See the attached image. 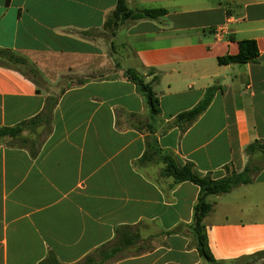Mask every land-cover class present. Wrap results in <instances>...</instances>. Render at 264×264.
<instances>
[{
  "label": "crops",
  "instance_id": "0c3cea01",
  "mask_svg": "<svg viewBox=\"0 0 264 264\" xmlns=\"http://www.w3.org/2000/svg\"><path fill=\"white\" fill-rule=\"evenodd\" d=\"M117 2L0 0V49L38 75L0 63V129L53 103L51 122L40 124L47 132L28 139L33 147L0 139V264H42L51 253L77 264L99 248L100 264H212L188 228L175 231L193 224L200 187L165 175L162 157L221 179L242 171L247 146L264 139V0H126L166 13L126 20L109 38ZM243 39L256 40L257 59L219 63ZM128 68L152 82L155 117ZM211 88L192 122L177 121ZM207 199L213 264L254 262L264 251V167Z\"/></svg>",
  "mask_w": 264,
  "mask_h": 264
},
{
  "label": "trees",
  "instance_id": "16d2710c",
  "mask_svg": "<svg viewBox=\"0 0 264 264\" xmlns=\"http://www.w3.org/2000/svg\"><path fill=\"white\" fill-rule=\"evenodd\" d=\"M166 13L165 9L144 8V9H132L127 5L126 0H118L116 8L108 15L105 21V30L107 37L112 38L116 34V30L119 25L126 20H137L142 18H158ZM259 56V48L256 40L243 39L239 41V52L236 55H227L220 57L219 63H247L257 59ZM15 63L28 65L23 57L18 56L11 49H0V63L7 64ZM152 71V69H149ZM30 72L33 79L37 80V73L31 68ZM125 76L137 84L140 91L145 95L147 103L151 110V116L155 117L160 112V102L157 92L155 91L152 82H148L145 76L134 68H128L124 72ZM213 96V89H209L206 93L203 101L195 108L184 112L177 117V121L184 120L187 123L192 122L209 104ZM53 110V103H48L46 109L41 116L23 122L20 125L8 128L4 127L0 129V135L16 136L22 130L23 125L28 123L37 124L39 118L45 119V124L49 125L51 122V114ZM26 140V139H25ZM29 142V140H27ZM148 146L153 154H159L156 149L157 143L152 138H148ZM155 148V149H154ZM39 149H31V153L36 155ZM247 155L251 156L255 152L264 154V139L257 140L248 145L245 149ZM146 159V155L144 157ZM162 160L167 164L164 174L173 176L177 181H191L200 187V195L197 204L194 208V221L191 225L179 226L175 229L177 232H183V229L188 228L190 233L194 236L196 247L205 260L209 263H215L211 249L208 244L205 225L203 223L204 218L213 210V204L208 201L209 195H216L229 192L235 186L240 184L251 183L256 174L264 167L262 165L254 164L250 159L242 171L233 170L230 174L221 179H213L209 175H200L194 168V164L186 162L183 165L176 163L169 155L162 157ZM113 252H116L115 250ZM106 253L103 248L97 249L94 253L87 255L81 262L77 264H100L104 261ZM256 260L250 264H258L261 259L264 260V251L255 255ZM264 262V261H263ZM42 264H63L51 253L48 258L43 261Z\"/></svg>",
  "mask_w": 264,
  "mask_h": 264
},
{
  "label": "rangeland",
  "instance_id": "374dc122",
  "mask_svg": "<svg viewBox=\"0 0 264 264\" xmlns=\"http://www.w3.org/2000/svg\"><path fill=\"white\" fill-rule=\"evenodd\" d=\"M7 63H9V62H7ZM13 65L20 66V67L26 69V71H30V69H31V67L28 65L15 64V63H13ZM41 123H45V119L43 117L39 118L37 124L28 123V124L23 125L22 130L19 133H17L16 136L0 135V139H5L10 144H23L26 146L33 147L37 143V141L35 140V142L33 141L31 143L27 142L29 137H31L33 134H35L36 139L41 140L42 136L47 132L46 125H44V127H43L40 125ZM250 160L254 164L262 165L264 163V154H262L260 152H255L250 156ZM150 230H152V229H150ZM149 232H151V231H149ZM155 232L157 233V230H155ZM252 260L253 259H250L249 261L246 259L239 260V261H237V264H250L253 262Z\"/></svg>",
  "mask_w": 264,
  "mask_h": 264
}]
</instances>
